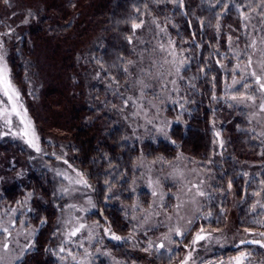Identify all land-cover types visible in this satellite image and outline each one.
<instances>
[{
  "label": "trees",
  "instance_id": "trees-1",
  "mask_svg": "<svg viewBox=\"0 0 264 264\" xmlns=\"http://www.w3.org/2000/svg\"><path fill=\"white\" fill-rule=\"evenodd\" d=\"M9 1L0 0V7ZM36 2L42 5L36 10V21L11 47V78L25 97L27 84L32 85L33 97L26 99L43 126L57 132L56 140L66 149L70 164L86 177L97 205L93 218L106 220L118 234L127 232L119 205L133 201L135 165L143 150L148 159L173 160L183 153L196 161L211 177L208 204L216 217H223L217 210L219 200L229 205L232 194L240 207V227L251 228L248 220L256 216L255 197L260 193L264 197V150L256 142L245 111L221 101L220 96L233 75L237 76L234 47L247 52L242 14L262 11L264 0ZM147 18L168 30L176 50L187 60L178 93L188 107L169 130L171 142L157 140L138 147L125 141L121 95L127 89L134 57L133 26ZM76 50H81L77 62ZM54 109L59 111L53 113ZM10 155L29 153L22 143L0 136V157ZM55 189L50 171L29 168L22 181L0 191V209L29 195L27 222L37 229L33 249L17 264H59L58 221L64 203ZM138 195L147 206L149 194L141 189ZM198 226L197 221L192 229ZM126 251L132 261L139 262L135 251ZM149 261L162 264L159 257H149Z\"/></svg>",
  "mask_w": 264,
  "mask_h": 264
},
{
  "label": "rangeland",
  "instance_id": "rangeland-1",
  "mask_svg": "<svg viewBox=\"0 0 264 264\" xmlns=\"http://www.w3.org/2000/svg\"><path fill=\"white\" fill-rule=\"evenodd\" d=\"M39 7L42 5L36 0H10L0 7V66L7 67L8 79L23 106L19 110L26 111L40 149L36 151L26 142L28 138L20 135L24 125L10 114L11 105L0 88V136L22 143L29 153L25 157H0V191L22 181L29 168H42L53 174L56 195L64 203L58 221L59 264H151L149 257H159L162 264H236V257L241 253L243 264H264L261 246L264 244V197L261 193L255 197L252 207L256 216L248 220L251 228L240 227V207L232 194L228 196V206L221 204V200L218 202L217 210L223 215L220 220L208 204L212 197L211 177L183 153H178L173 160H154L146 158L141 150L131 188L133 201L130 205H119L127 224L125 234L115 232L106 220L93 218L97 205L86 177L70 164L66 149L56 140L57 132L43 126L32 103L26 99L33 97L32 85L27 84L25 97L11 78V47L36 21ZM242 20L247 52L234 47L233 71L237 76L233 75L226 84L220 100L245 111L256 142L264 150V111L261 110L264 91L251 75L255 72L264 82V9L244 13ZM137 25L132 39L134 57L127 73V89L121 95L120 116L126 128L125 141L143 147L157 140L171 142L169 130L188 107V101L178 93L187 60L176 50L168 30L156 19L147 18ZM80 52L75 51V62L79 61ZM41 60L46 64L43 54ZM44 82L48 86V81ZM169 110L173 111L172 115H168ZM5 112H9L11 124L5 123ZM216 134L219 136V132ZM217 142L222 145L220 140ZM141 189L149 194L147 206L139 201ZM29 203L27 194L16 205L0 209V229L8 230L0 231V264H17L33 249L37 229L27 222ZM197 221L201 226L192 229ZM76 228H80L79 232L71 236ZM198 235L205 238L196 241ZM114 236L120 239H113ZM115 248L118 253L114 252ZM127 248L136 252L140 263L128 257Z\"/></svg>",
  "mask_w": 264,
  "mask_h": 264
},
{
  "label": "snow or ice",
  "instance_id": "snow-or-ice-1",
  "mask_svg": "<svg viewBox=\"0 0 264 264\" xmlns=\"http://www.w3.org/2000/svg\"><path fill=\"white\" fill-rule=\"evenodd\" d=\"M133 27H139V25H134ZM0 59H2V58H0ZM251 63H252V61H251V59H249L248 65L251 66ZM177 71H179V69H177ZM251 75L256 79V83L260 85L261 90L264 91V82H262L261 78L256 76L255 72H252ZM0 88L3 89V94L7 97V101L11 105L10 114L16 116L20 120V123L24 125V128H23L22 132L20 133V135L22 137H27L28 139L26 140V142L31 147L35 148L36 151H39L40 149L38 147V144L36 143L35 132H34V129H32L31 121L27 120L26 111L21 112L19 110V109H22L23 106L21 104H19V93L13 88V86L11 85V83L8 79V72H7L6 66H0ZM248 99H252V98L248 97ZM261 110L264 111V105L261 106ZM3 119L5 120V123H7V124H11V122H12L11 119H9V112H5L3 114ZM153 194L155 195V193H153ZM201 195H203V193H201ZM80 227H83V225H81ZM79 230H80V228L74 229L70 233V235L75 236L77 234V232H79ZM0 231L7 232L8 230L7 229H0ZM204 238H205L204 236L198 235L196 237V241L202 240ZM113 239L119 240L120 238L114 236ZM261 246L264 247V244H262ZM4 248H5V250H7L8 245L5 244ZM61 251H63V249H61ZM243 257H244L243 253H241L240 257H236V264H243ZM185 264H187V262H185Z\"/></svg>",
  "mask_w": 264,
  "mask_h": 264
}]
</instances>
